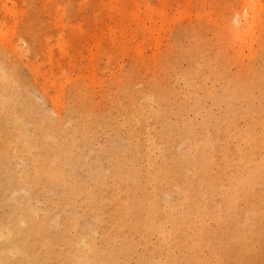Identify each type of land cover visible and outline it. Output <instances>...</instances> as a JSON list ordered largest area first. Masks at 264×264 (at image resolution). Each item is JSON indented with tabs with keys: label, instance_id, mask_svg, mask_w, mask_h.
Returning a JSON list of instances; mask_svg holds the SVG:
<instances>
[{
	"label": "rangeland",
	"instance_id": "obj_1",
	"mask_svg": "<svg viewBox=\"0 0 264 264\" xmlns=\"http://www.w3.org/2000/svg\"><path fill=\"white\" fill-rule=\"evenodd\" d=\"M240 23L242 26H238ZM211 58H219L222 74L204 76L202 70ZM263 67L264 0L250 3L248 0H0V79L12 78L16 69L19 78L24 77L15 85L16 97L19 100L29 97L40 107L34 119H27L30 131L35 129L33 122L49 117L63 123L73 138L72 151L78 159L74 162L67 158L65 170L86 174L89 163L104 155L103 149L113 148L116 129L112 118L118 120L124 106L132 103L144 114L152 105L167 108L158 98L160 85L173 88L169 95L171 104H182V113L167 115L173 123L190 120L199 126L211 117L215 120L212 124H217L223 109L213 102L211 93L223 94L230 87L228 81L243 80ZM257 80L253 90L256 104L264 101V89ZM24 85L30 86L28 94ZM73 91L78 95V104H72ZM225 98L236 103L230 96ZM91 123L94 125L92 146L82 148L83 126ZM0 126H3L1 122ZM144 126L136 128L142 146L149 147L150 136L154 137L155 145L152 158H142L147 174L154 173L158 167V149L163 141L156 132L158 124ZM27 133L30 139V132ZM176 147H181L180 141ZM249 151L251 160L260 163L261 156ZM5 161L0 166V175L4 177L8 167H23L17 154ZM104 162L100 165L109 175L111 168ZM237 163L240 166L242 160ZM102 184L101 188L113 185L114 194L111 196L109 191L104 198L111 196L110 199L99 200L101 205L95 212H91L89 202L83 198L65 209L64 200L58 205L52 202L50 191L35 195L19 185L0 187V230L12 223L8 208L17 200H25L37 218H45L42 221L51 222L54 231H65L68 236L65 241L55 242L53 253L44 248L38 254L29 251L32 259L24 263L11 255L12 247L5 234L0 233V249L6 251L0 252V260L7 264H38L46 258L48 262L43 264H72L79 258V264H122L111 258L114 255L119 262L127 264H158L165 261L167 250L174 255L185 254V250L178 248V234L171 228L147 236L132 232L128 235L132 245L126 248L129 255L111 248L120 246L122 240L113 232L119 227L117 216L129 208L131 213L134 210L125 201L146 197L151 189L145 183H138L135 192L126 177L122 180L109 176ZM175 190L172 184L162 182L158 192L164 200L176 196ZM213 201L219 205L221 216L228 214L224 198L216 196ZM241 208L243 218L252 213L244 202ZM78 213L84 217L83 223L77 222ZM260 220L264 224V218ZM206 223L213 227L212 220L207 219ZM223 223L231 226L232 217ZM79 234L87 236L86 239L93 237L88 240H93L95 249L90 244L76 252L71 248V259L64 261L59 255L63 250L68 252L62 249L66 248L63 242L70 243V247L79 242ZM209 234L204 233L205 238L210 239ZM253 235L260 250L258 254L255 251L257 255L248 264H264V232L254 231ZM209 250L204 244L201 250L192 252L193 260L208 255ZM90 255L92 260H86ZM95 255L100 259L95 260ZM224 257L221 264L235 261L232 253ZM103 260L107 263H102ZM169 263L174 264L172 259Z\"/></svg>",
	"mask_w": 264,
	"mask_h": 264
},
{
	"label": "bare ground",
	"instance_id": "obj_2",
	"mask_svg": "<svg viewBox=\"0 0 264 264\" xmlns=\"http://www.w3.org/2000/svg\"><path fill=\"white\" fill-rule=\"evenodd\" d=\"M251 1L248 0L249 3ZM240 20H243L242 16ZM238 26H242L241 23ZM218 59H208L207 66L202 70L204 76L222 74ZM12 76L10 79H0V122L3 124L0 126V166L17 154L22 158L23 167H8L4 174L7 179L0 175V187L4 189L19 185L35 195L50 191L53 193L52 202L58 205L60 200H64L65 209L71 207V202L76 203L83 198L89 202L91 212H95L101 205L99 200L110 199L114 194L113 185L104 188L100 185L105 184L109 176L122 180L126 177L130 183L128 185L135 192L138 183L149 185L151 190L146 197L140 196L137 200L134 196L135 200L125 201L134 210L131 213L129 208L117 216L119 227L113 232L122 240L120 246L111 247L114 250L125 251L129 255L126 248L132 245L129 241L131 237L128 236L132 232L147 236L152 232H167L171 228L178 234V248L186 252L174 255L167 250L165 261L158 264H171V259L174 264H221L229 253L235 258L232 264H248L250 258L258 254L260 245L255 242L253 232H264V224L260 220L264 218V101L256 104L253 90L255 78L264 89V67L243 80L228 81L230 87L223 94L211 93L213 102L223 109L217 124H212L215 120L211 117H207L199 126L190 120L173 123L167 115L171 112L182 113L183 109L181 103H170L169 95L173 88L167 85L157 87L158 98L167 108L152 105L149 112L144 114L132 103L124 106L117 115L118 120L112 118L116 129L113 148L108 151L103 149L104 155L96 162L89 163L86 174L65 170L64 161L67 158L74 162L78 159L72 151L73 138L65 131L61 121L53 117L45 121L37 119L33 122L34 131L27 128V119H34L40 107L29 97L24 100L16 97L15 85L20 83L19 80L23 81L24 77L19 78L18 69ZM24 86L28 94L30 86ZM226 96L235 99L236 103L227 102ZM78 103V95L73 91L72 104ZM152 122L159 125L156 132L163 146L158 149V167L154 173L146 174L142 158H152L154 137H147L149 147L146 149L141 144L140 133L136 128L145 124L148 126ZM93 130L92 123L83 126L82 148H91ZM203 130H206L205 135L202 134ZM27 131L30 132V139ZM177 141L181 142L180 148L176 147ZM249 150L261 156L260 163L251 160ZM238 160H242L240 166ZM102 161L109 164V175L103 172L100 165ZM162 182L172 184L176 196H167L162 200L158 192ZM109 191L111 196L104 198ZM216 196L224 198V208L228 214L220 215L219 205L213 201ZM243 202L252 209L247 218H243ZM7 212L12 216V223L0 233L5 234V239L12 247L9 250L11 255L24 263L32 259L29 251L38 254L44 248L53 253L56 251L53 248L55 242L65 241L68 237L65 231H54L51 222L42 221L45 218H37L31 204L25 200H17ZM228 217H232L233 224L226 227L223 220ZM95 219L99 221L98 216ZM193 219H196L195 224ZM207 219L213 221V227H208ZM76 220L79 223L85 221L79 213ZM204 233H210V239L205 238ZM77 237L79 242L75 241L70 247V243L63 242L66 248L62 249L68 252L63 250L59 255L64 261L66 258L71 259V248L76 252L80 247L93 243V240H88L93 237L86 239L84 234ZM209 240L213 242V247ZM204 244L210 249L209 254L193 260L192 252L201 250ZM92 246L95 249V245ZM0 252L6 253L3 249ZM91 255L86 260L91 261ZM111 258L127 264L119 262L114 255ZM94 259L99 260L100 257ZM79 260L72 261V264H79ZM46 262L48 259L42 258L38 264ZM102 263L107 261L103 260ZM0 264L7 262L0 260Z\"/></svg>",
	"mask_w": 264,
	"mask_h": 264
}]
</instances>
